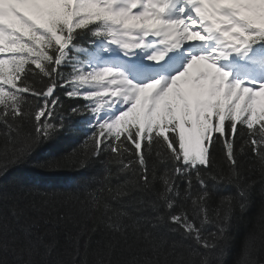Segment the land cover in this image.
Returning <instances> with one entry per match:
<instances>
[{
    "label": "snow or ice",
    "instance_id": "obj_1",
    "mask_svg": "<svg viewBox=\"0 0 264 264\" xmlns=\"http://www.w3.org/2000/svg\"><path fill=\"white\" fill-rule=\"evenodd\" d=\"M0 137V264H264V0H0Z\"/></svg>",
    "mask_w": 264,
    "mask_h": 264
},
{
    "label": "trees",
    "instance_id": "obj_2",
    "mask_svg": "<svg viewBox=\"0 0 264 264\" xmlns=\"http://www.w3.org/2000/svg\"><path fill=\"white\" fill-rule=\"evenodd\" d=\"M63 99V97H62ZM67 103V101H66ZM34 108L35 105H32ZM74 119H80L79 117H76ZM84 127L85 131H89L86 127V125H82ZM82 139H87V137H82ZM0 144H3V138L0 137ZM75 149V151H74ZM83 144H75L70 143L68 141H65L63 139H57L56 141L47 142L46 144L42 145L40 149L34 153L35 158H41L44 156H49L53 154H59V155H65L67 156L69 153H71L70 162L66 170L55 173V174H45L41 175L38 178L42 179L44 182H46L49 185L52 184H71L74 182L75 178L79 175V170L74 169L73 165L76 163L78 159H81L83 156L84 151ZM247 162V161H246ZM217 165L218 167H224L226 165V161L223 158V154L220 151V149H217ZM97 165H93V169H95ZM21 173L18 171H12L7 179L0 181L4 184L9 183L15 176L20 175ZM206 228H210V225H206ZM214 230V229H213ZM178 238V237H177Z\"/></svg>",
    "mask_w": 264,
    "mask_h": 264
}]
</instances>
